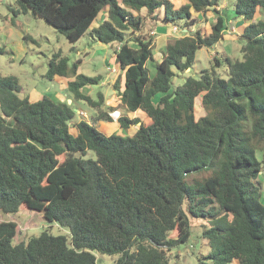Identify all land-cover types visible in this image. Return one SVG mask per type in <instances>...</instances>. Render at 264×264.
Returning <instances> with one entry per match:
<instances>
[{
    "label": "trees",
    "instance_id": "1",
    "mask_svg": "<svg viewBox=\"0 0 264 264\" xmlns=\"http://www.w3.org/2000/svg\"><path fill=\"white\" fill-rule=\"evenodd\" d=\"M183 1L17 0V14L31 12L73 44L105 11L92 35L117 46L110 65L124 72L115 84L120 107L136 113L118 122L124 132L138 129L106 135L80 120L73 133L70 104L21 97L18 78L0 75V212L25 208L70 231L46 230L15 244L17 223L0 222V264H98L97 253L119 256L115 264H169V252L190 239L192 218L207 222L205 264H264V0H236V14L250 23L243 59L227 58L229 79L204 70L173 90L176 73L189 70L198 50L216 46L227 29L218 15L210 34L169 40L157 62L155 40L144 34L150 18L195 25L196 13L221 0ZM81 63L70 69L55 54L46 77L72 79L68 90L97 111L93 122H113L102 93L97 100L84 94L102 77L78 74ZM199 98L205 114L197 118Z\"/></svg>",
    "mask_w": 264,
    "mask_h": 264
},
{
    "label": "rangeland",
    "instance_id": "2",
    "mask_svg": "<svg viewBox=\"0 0 264 264\" xmlns=\"http://www.w3.org/2000/svg\"><path fill=\"white\" fill-rule=\"evenodd\" d=\"M172 1L177 6L182 5L181 0ZM18 9L17 0H0V75L17 77L23 88L20 96H27L30 100H37L39 96L49 95L59 101L58 96H66L63 101L70 104L76 112L75 120L71 124L72 127L78 121L85 120L106 135L113 133L122 136L134 135L138 126H132L128 132H124L120 129L118 122L120 116L134 119L136 114L128 113L120 107V96L115 89V84L118 79L123 77L124 72L120 68L110 65L117 46L112 47L100 43L92 35V28L101 23L100 18L106 19L107 14L104 13L105 11L95 21L94 27L73 44L44 19L34 16L31 12L17 14ZM218 15H221L226 21L227 29L224 31L223 39L211 49L202 48L198 50L192 67L185 72L176 73L173 78V90L183 85L188 77L199 79L204 70L214 69L220 77L229 79L227 58L232 60L243 59L241 49L246 42L242 38V32L243 28L250 22H245L236 14V0H221L218 7L211 8L204 14L196 13V24L187 27L183 22L167 24L162 19L153 20L150 18L146 22L144 34L154 38V58L159 62L165 53L169 40L184 35H193L199 30L203 34H210ZM159 17H163V12L160 13ZM260 18V15H257L254 22H257ZM175 27H177V31L174 30ZM131 44L134 45V43ZM58 53L68 59L70 69L77 61L82 60L78 74L87 77H102L99 84L88 86L83 89V92L95 100H97L98 94L102 93L105 97L103 108L114 117L113 122H102L103 124L93 122V117L97 116V111L86 101L74 100L68 86H64V82L72 79L57 77L50 80L46 77L50 60ZM216 59L220 64L217 63ZM148 68L153 75L155 73V62H149ZM71 75L72 73L69 74V76ZM69 99H71V103L68 102ZM200 100L199 98L197 118L205 114ZM72 132L75 133L74 127ZM258 152L261 160L262 152ZM90 155L93 154L90 153ZM263 179L264 170L260 176V180ZM261 190L264 203V186ZM11 221L16 222L18 225L17 236L14 240L15 244L27 243L32 237L39 236L46 230L53 235L70 236L68 228L50 223L41 214L28 211L25 208L21 209L18 214L0 212V222ZM191 224L192 235L190 239L187 243L181 244L169 252V264H205L209 262L207 256L210 253V247L203 238V231L207 222L203 218H192ZM172 236H177V232L172 233ZM96 256L98 264H115L119 258V256L99 253ZM229 264H238V261Z\"/></svg>",
    "mask_w": 264,
    "mask_h": 264
},
{
    "label": "crops",
    "instance_id": "3",
    "mask_svg": "<svg viewBox=\"0 0 264 264\" xmlns=\"http://www.w3.org/2000/svg\"><path fill=\"white\" fill-rule=\"evenodd\" d=\"M181 1H182V4L185 3V1H183V0H181ZM176 6H177V5H176ZM159 62H161V61H159ZM116 67H117V66H116ZM56 78H57V77H56ZM63 78H64V77H63ZM68 81H69V80H68ZM64 86L67 87V86H68V82H64ZM42 96H43V95H42ZM42 96H39V97H37V98L40 99ZM65 97H66V96H65ZM65 97H60V96H58L57 99H58L59 101H61V102H65V101H63ZM39 99H37V100H39ZM37 100H31V101H37ZM70 100H71V99H69L68 102H70ZM120 104H121V99H120ZM112 109H113V108H112ZM133 114H136V113H133ZM112 117H113V116H112ZM113 118H114V117H113ZM98 123L103 124L102 122H98Z\"/></svg>",
    "mask_w": 264,
    "mask_h": 264
},
{
    "label": "built area",
    "instance_id": "4",
    "mask_svg": "<svg viewBox=\"0 0 264 264\" xmlns=\"http://www.w3.org/2000/svg\"><path fill=\"white\" fill-rule=\"evenodd\" d=\"M174 30L177 31L178 30L177 27H175Z\"/></svg>",
    "mask_w": 264,
    "mask_h": 264
},
{
    "label": "water",
    "instance_id": "5",
    "mask_svg": "<svg viewBox=\"0 0 264 264\" xmlns=\"http://www.w3.org/2000/svg\"><path fill=\"white\" fill-rule=\"evenodd\" d=\"M69 103H71V100H70V102Z\"/></svg>",
    "mask_w": 264,
    "mask_h": 264
}]
</instances>
